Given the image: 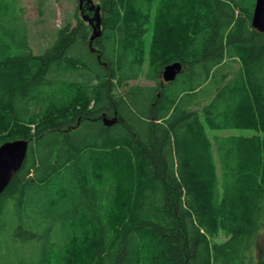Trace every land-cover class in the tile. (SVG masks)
<instances>
[{
    "label": "trees",
    "instance_id": "obj_1",
    "mask_svg": "<svg viewBox=\"0 0 264 264\" xmlns=\"http://www.w3.org/2000/svg\"><path fill=\"white\" fill-rule=\"evenodd\" d=\"M96 1L101 36L79 17L36 54L21 0H0V145L30 141L0 264H264L256 0ZM147 59L156 85L130 83ZM227 129L253 132L209 134Z\"/></svg>",
    "mask_w": 264,
    "mask_h": 264
},
{
    "label": "rangeland",
    "instance_id": "obj_2",
    "mask_svg": "<svg viewBox=\"0 0 264 264\" xmlns=\"http://www.w3.org/2000/svg\"><path fill=\"white\" fill-rule=\"evenodd\" d=\"M43 3V14H40L39 5ZM25 7V17L30 28V44L36 54L43 52L57 38V31L70 22L72 25L78 23L79 17V0H21ZM148 45V44H147ZM148 56V55H147ZM148 62L144 64L142 75L139 78L130 80V83L141 85H156L146 77L148 72ZM251 130L227 129L209 131L210 136L227 135L235 133H252ZM220 235V240L223 239Z\"/></svg>",
    "mask_w": 264,
    "mask_h": 264
},
{
    "label": "water",
    "instance_id": "obj_3",
    "mask_svg": "<svg viewBox=\"0 0 264 264\" xmlns=\"http://www.w3.org/2000/svg\"><path fill=\"white\" fill-rule=\"evenodd\" d=\"M90 5V9L94 12L93 16H83L84 20H88L92 25L93 33L91 36V42L101 36L102 23H101V6L96 4L94 0H79L80 6L83 8V4ZM252 26L259 32L264 33V0H256ZM183 70V64L180 61H174L167 64L163 70V80L166 82L173 81L177 75ZM115 121L112 119L104 118L106 124H112ZM28 139H15L8 140L0 145V193L9 185L14 174L23 165L27 158L29 151Z\"/></svg>",
    "mask_w": 264,
    "mask_h": 264
},
{
    "label": "flooded vegetation",
    "instance_id": "obj_4",
    "mask_svg": "<svg viewBox=\"0 0 264 264\" xmlns=\"http://www.w3.org/2000/svg\"><path fill=\"white\" fill-rule=\"evenodd\" d=\"M94 2L98 3L96 0H94ZM79 12H80V15H81V18L84 19L83 16H93L94 12L90 9V5L87 4V3H84L83 4V8L80 6L79 4ZM86 22L89 23L88 20H85ZM90 24V23H89ZM91 25V24H90ZM92 26V25H91Z\"/></svg>",
    "mask_w": 264,
    "mask_h": 264
},
{
    "label": "bare ground",
    "instance_id": "obj_5",
    "mask_svg": "<svg viewBox=\"0 0 264 264\" xmlns=\"http://www.w3.org/2000/svg\"><path fill=\"white\" fill-rule=\"evenodd\" d=\"M96 3V2H95ZM96 4H99V3H96ZM100 5V4H99ZM118 120V119H117ZM32 139V138H31ZM32 141V140H31ZM31 144V143H30ZM30 150V149H29Z\"/></svg>",
    "mask_w": 264,
    "mask_h": 264
}]
</instances>
